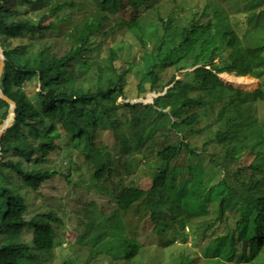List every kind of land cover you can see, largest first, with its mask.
I'll return each mask as SVG.
<instances>
[{
    "label": "trees",
    "instance_id": "1",
    "mask_svg": "<svg viewBox=\"0 0 264 264\" xmlns=\"http://www.w3.org/2000/svg\"><path fill=\"white\" fill-rule=\"evenodd\" d=\"M97 1L103 8L98 17L62 50L57 39L71 18L58 13L85 3L0 0L5 56L0 88L16 105L13 125L0 143V252L12 264H77L72 256L57 260L64 222L50 201L40 200L44 191L52 197L55 190L69 200L68 208H60L62 215L85 216L77 242L89 255L84 264H137L141 244L126 236V222L113 217L142 205L156 244L186 243L192 237L202 252L212 242L215 247L224 242L217 256L226 260L203 259L202 264L255 263L264 247V87L237 90L225 86L218 72L260 77L264 45L245 46L226 22L230 12L220 14V5L233 0ZM242 1L246 7L262 3L250 18L264 20V0ZM127 35L146 51L136 87L138 98L159 95L152 105L128 101V76L136 62L125 51L122 37ZM110 39L113 44L106 45ZM32 80L34 94L27 89ZM119 98L124 103L117 106ZM0 105L5 106L1 127L11 104L0 98ZM154 114L168 119L164 129L173 138H158ZM102 131L113 138L117 154L109 156L108 146L97 142ZM194 136L203 141L201 148ZM142 148L161 162L151 168L147 154L141 156L151 186L123 185L116 170L131 165L130 150ZM209 149L217 151L209 157L224 176L207 188L197 172L201 165L193 161ZM61 159L65 165L60 167ZM81 159L88 167L94 164L93 171L81 166ZM223 186L229 193L208 220L209 201ZM102 192L115 207L109 218L88 201L91 193ZM231 197L237 205L232 213L226 208ZM105 222L112 225L105 228ZM211 230L217 236L205 242ZM175 264H200V259L184 249Z\"/></svg>",
    "mask_w": 264,
    "mask_h": 264
},
{
    "label": "rangeland",
    "instance_id": "2",
    "mask_svg": "<svg viewBox=\"0 0 264 264\" xmlns=\"http://www.w3.org/2000/svg\"><path fill=\"white\" fill-rule=\"evenodd\" d=\"M68 2H79V3H85L87 7H84L83 5L78 6L77 8L67 9L64 8L63 10H60V14L58 15L63 16L67 15L70 17V25L69 28L66 30H63L60 33V36L58 37L59 47L62 50H65L67 43H73L78 41L77 39L81 37L85 33V23L88 20H91L93 18L98 17V11H102L103 8H100L99 1L98 4L94 3V0H53L54 3H65ZM223 2V1H222ZM262 4V3H261ZM260 3L255 5H249L245 6L244 2L242 0H233L229 3L223 2L222 5H220L224 11H221L220 14H225L226 11L230 12L231 16L228 17V20L226 21L230 28L233 30H236L243 40V43L245 46H259L264 45V33L262 32V27L264 26V20L262 17H254L250 18V16L254 15L257 10L260 9ZM258 7V8H257ZM211 10V8H210ZM112 12V8H111ZM109 11V13H111ZM258 17V18H257ZM55 19V18H53ZM263 22V23H262ZM122 40L124 41V47L127 55L132 56L134 58L136 65L133 67L132 71L130 72V75L128 76L130 84L127 86V94L129 96V102H137V103H148L152 102V99H150V96L155 93H149L146 97L138 98L137 96V87L136 84L139 80L141 70L145 67L143 58L147 56L146 51L141 47V45L138 43V41L135 39L134 36L131 37V35L123 36ZM113 41L107 40L106 45H112ZM148 58V57H147ZM220 59L218 58L215 63H219ZM209 67V66H208ZM210 68V67H209ZM263 70V71H262ZM188 71V70H187ZM191 71V70H189ZM260 73V77H252V76H236L235 73L232 72H218V76L223 82L225 86H231L237 90H241L244 92H255L259 90L261 87H264V68L258 70ZM186 71H183L185 73ZM263 72V73H262ZM236 76V77H235ZM238 77V78H237ZM180 79V77H178ZM240 79L237 82V79ZM83 80V78H81ZM80 79V80H81ZM243 79V80H242ZM85 80V78H84ZM232 80H234L238 87L234 86L232 84ZM245 81V82H243ZM242 85V86H240ZM27 89L30 93H35L38 91L35 80L30 81L27 84ZM164 94V93H163ZM158 94L153 95V99L157 98ZM161 96V95H160ZM153 100V103H154ZM124 103V100L122 98H119L117 101V106ZM153 103H150L148 105H152ZM146 105V104H145ZM13 106L11 105L9 112L12 110ZM5 111V106L0 105V120L2 119V116ZM122 112L118 110L117 116L121 117ZM154 122H153V128L155 129V125H157L158 128V138H163L165 136H170L173 138L174 135H169L165 132V127L169 123L168 119L165 116L158 117L156 114L153 115ZM11 118H7L3 124V127L6 126L7 123H9ZM156 135V133H154ZM193 142H197V146L199 148L202 147L203 141L200 138H196L194 136ZM97 142H100L104 146H108V154L109 156L111 154H117V152L112 147L114 144L113 138L109 135L108 132H103L98 137ZM143 150V148H142ZM142 150H130V157L129 160L131 161V165L126 167L123 171L117 169L116 174H118V179L123 185H129V184H135L142 188H149L152 184V179L149 174V168L145 165L144 160L141 159V156L143 154H147L149 161V166L151 168H156L161 165V162L157 159L156 153H148L146 151ZM217 151L215 149L210 150L209 153L206 155H201L199 161H193L196 164L201 165V169L198 172L201 180L207 185V188H210L212 186L219 185V179L223 178L224 175H222L221 171L218 173L219 169L217 167H214L213 163L211 162V158L209 157L211 154L216 153ZM135 158V159H133ZM246 161H248L245 158ZM99 161V160H98ZM184 157L181 158L180 162H184ZM61 162L59 166L65 165V161L61 159ZM81 166L86 165L84 161L81 159L78 161ZM142 162V165H141ZM189 164V162L187 163ZM136 165L138 168H136ZM87 166V165H86ZM94 164H92L91 167H88L89 170H92L94 168ZM93 171V170H92ZM123 172V173H122ZM57 184L54 182L53 186H56ZM239 184H236L238 186ZM229 193L228 189L226 187H222L221 189L215 190L214 195L209 201V209H210V216L208 217L210 219H214L215 217V210L219 205V200L222 196H225ZM38 198L37 195L34 196V199ZM40 200H43L44 202H51V205L53 206V209L55 212H57V216L61 217L64 226H62V230L58 233L59 238L62 240V246L56 249V255L58 262L62 261L64 257L72 256L74 260L77 262V264H84L85 261L89 258V255L86 251V246L77 244L78 242V236L80 234V228L79 223L84 222L85 216L81 212L77 215V219L74 218V216L70 213L67 215H62L60 208H68V201L65 199V194L62 193L61 195L57 194L55 190H52V197H49L47 194V191H44V196L40 197ZM88 201H95L97 204V208H100L102 210V214L106 215V218H109L111 215V212L115 210V207L113 206V202H111V198L109 196H105L102 193H91L88 197ZM230 201H232L229 205H226L227 211L230 213L236 211L237 205L236 201H233V197H231ZM69 210V209H68ZM82 210V208H81ZM117 210V208H116ZM69 211H72L69 210ZM91 211V208H90ZM214 211V212H213ZM143 212H144V206H139L138 209H131L129 214L123 215L121 212L116 211V215L113 217L116 221L117 219H121L122 222L127 223V227H124V233L126 236L130 239L137 240L141 244V253L138 257L137 264H175L176 257L184 250L188 249L192 252V255L195 257L197 256L200 259V264H202V260H211V259H221L226 260L225 257L217 256L219 255L221 248L226 246L224 242H221L216 245L211 243L210 247L205 249V251L200 252L198 248L195 246L192 237L189 238V240L186 243H183L181 239H176L175 243L169 246H160L157 242V239L155 238V234L151 232L153 229V224L151 221H149L148 217L143 218ZM97 216L100 215V211L96 212ZM70 214V215H69ZM205 219V218H204ZM193 222L197 225H199L201 222ZM100 222L99 220L97 221ZM104 224L105 228H108L112 225V223L105 222ZM185 232H189V227L185 228ZM214 233L213 230H211L210 233L206 236L205 242H207V238L212 236ZM214 236H217V233H214ZM154 244V246L150 245ZM262 253H259L253 260L255 263L250 264H263L264 263V247L261 249ZM224 256V253H223ZM0 264H12L11 258H9L7 255H3L0 252Z\"/></svg>",
    "mask_w": 264,
    "mask_h": 264
},
{
    "label": "water",
    "instance_id": "3",
    "mask_svg": "<svg viewBox=\"0 0 264 264\" xmlns=\"http://www.w3.org/2000/svg\"><path fill=\"white\" fill-rule=\"evenodd\" d=\"M4 66H5V56H4V51H3V49L0 46V85H1V78H2V75H3V71H4ZM153 95H155V94H153ZM153 95L150 96V99H152V102H148V103H144V104L148 105L150 103H153V100H154L153 99ZM160 95L162 96L164 94H160ZM158 96H156V97H158ZM0 98L3 99L4 101L8 102L9 104H11L13 106L12 110L9 112V115L7 117V118H9V117L11 118L10 122L7 123L5 127H3V125L0 127V143H1V138H2L3 133L13 125V122L15 120L16 105H15L14 102H12L10 99H8L4 95L3 91L1 90V88H0ZM135 103H137V102H135ZM1 154H2V149H1V144H0V158H1Z\"/></svg>",
    "mask_w": 264,
    "mask_h": 264
},
{
    "label": "bare ground",
    "instance_id": "4",
    "mask_svg": "<svg viewBox=\"0 0 264 264\" xmlns=\"http://www.w3.org/2000/svg\"><path fill=\"white\" fill-rule=\"evenodd\" d=\"M235 79H237V78H235ZM238 80V79H237ZM243 80V79H242ZM232 84H234L235 86H237V85H239L238 83H236L234 80H232ZM240 86H242V85H240Z\"/></svg>",
    "mask_w": 264,
    "mask_h": 264
}]
</instances>
